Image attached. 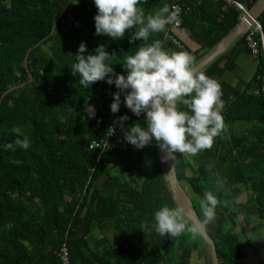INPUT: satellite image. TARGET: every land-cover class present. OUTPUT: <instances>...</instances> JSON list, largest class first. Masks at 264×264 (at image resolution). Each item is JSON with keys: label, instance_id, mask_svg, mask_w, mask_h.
<instances>
[{"label": "trees", "instance_id": "trees-1", "mask_svg": "<svg viewBox=\"0 0 264 264\" xmlns=\"http://www.w3.org/2000/svg\"><path fill=\"white\" fill-rule=\"evenodd\" d=\"M235 1L251 10L258 0ZM165 3L170 0H142L140 6L147 14ZM97 11L93 0L78 5L69 0H0V264H59L63 242L73 264L194 262L197 237L187 232L161 237L154 229L139 228L145 222L152 225L162 206H177L155 139L143 148L131 144L119 152L114 166L109 155L116 151L97 161V150L90 149L115 116H129L124 132L144 123V114L136 116L123 102L119 112L111 111L115 84L100 80L85 88L72 74L81 42L87 44L85 54L100 44L115 52L110 63L117 73L124 71L120 61L145 44L130 43L131 30L120 40L96 35ZM242 13L226 0L190 2L175 34L194 57L193 66L237 26ZM259 22L264 32V11ZM165 32L152 34L148 43L159 40L170 51H184L164 43ZM242 52L251 55L245 34L201 71L221 84V133L211 148L195 156L177 153L173 160L201 221L204 194L212 191L220 200L215 219L205 225L220 264H242L246 244L252 245L247 233L264 228V97L257 79L264 56L244 89L223 79ZM89 103L95 117L86 112ZM239 122L248 123L242 134L233 127ZM23 136L30 139L28 149L3 147ZM243 194L247 199L241 202ZM253 218L259 220L253 223ZM96 232L102 235L101 245L93 239Z\"/></svg>", "mask_w": 264, "mask_h": 264}, {"label": "clouds", "instance_id": "clouds-1", "mask_svg": "<svg viewBox=\"0 0 264 264\" xmlns=\"http://www.w3.org/2000/svg\"><path fill=\"white\" fill-rule=\"evenodd\" d=\"M93 2L98 9L94 16L96 35L120 40L131 30L130 43L145 41L134 54L120 61L124 68L122 73H117L110 63L115 52H109L102 44L85 54L87 44L81 42L71 66L72 74L79 76V83L85 88L100 80L115 84L118 91L113 93L110 105L114 114L119 112L122 102L136 116L144 114L143 124L135 123L125 130V140L136 148H143L155 139L165 159L171 160L177 153L195 156L211 148L224 125L220 111L223 106L221 84L204 72H195L194 57L189 53L170 51L159 40L148 43L152 34L163 32L167 26L178 22L181 9L165 3L146 14L140 6L142 0ZM69 3L78 5L80 0H69ZM86 112L89 117H95L94 105H87ZM128 119L127 114L119 117L121 122ZM110 129L108 134H114L115 128ZM3 147L26 150L30 147V139L23 136ZM218 204L220 200L216 194L207 191L201 202L202 222L189 224L182 207L165 205L154 212L152 225L145 222L139 228L143 232L154 229L161 237H178L187 232L195 238L203 225L215 219Z\"/></svg>", "mask_w": 264, "mask_h": 264}, {"label": "built area", "instance_id": "built-area-1", "mask_svg": "<svg viewBox=\"0 0 264 264\" xmlns=\"http://www.w3.org/2000/svg\"><path fill=\"white\" fill-rule=\"evenodd\" d=\"M192 0H170V6L176 5L181 11L178 17V22L170 24L166 28V32L164 35V43L166 44H174L180 49H183L187 53H189L182 43L177 38L175 32L180 28L183 23L184 17L183 13L185 10L190 9V2ZM228 3H232L237 5L240 9H242L243 13L240 17V20L247 13V9L241 3L235 0H226ZM259 36V38H258ZM245 39L247 42V46L251 55L259 59L260 56H264V32L262 26L258 20L255 21V24L246 32ZM257 79L260 83V90L264 97V68L262 71L258 73ZM110 127L115 128L114 134H108L111 129ZM124 121L121 122L119 120V116H115L111 119L110 124L108 125L106 134L101 139H94L90 143V149L97 150L98 157L97 161L106 155L107 152L116 151V152H125L130 149L131 144L127 142L124 138ZM59 264H73L71 253L69 246L66 242H63L58 251Z\"/></svg>", "mask_w": 264, "mask_h": 264}, {"label": "water", "instance_id": "water-1", "mask_svg": "<svg viewBox=\"0 0 264 264\" xmlns=\"http://www.w3.org/2000/svg\"><path fill=\"white\" fill-rule=\"evenodd\" d=\"M264 11V0H258L255 6L251 10H247V13L239 21L237 26L227 34L214 48L207 54L202 60H200L194 67L195 72H201L210 62H212L219 54L227 51L230 46L255 24L256 20H259L260 15ZM160 160L163 165V173L167 180L169 189L173 195L178 207H182L185 212V217L192 223L196 224L202 222L197 212L193 208L192 200L188 194V189L180 182L173 160L165 159L164 151L159 147ZM201 236L207 245H209L211 264H220L216 243L210 236L207 228L203 225L200 228Z\"/></svg>", "mask_w": 264, "mask_h": 264}, {"label": "crops", "instance_id": "crops-1", "mask_svg": "<svg viewBox=\"0 0 264 264\" xmlns=\"http://www.w3.org/2000/svg\"><path fill=\"white\" fill-rule=\"evenodd\" d=\"M184 37H185V39H187L188 43L191 44L194 48L198 46L197 42H194L193 39L188 38L187 36H184ZM212 50H210L209 53ZM257 65H258V60L256 58H254L248 52H242L238 56V58L236 59V67L233 70L225 72L223 79L226 82H228L231 86H233L234 88H236L238 90H242L245 88L247 82L250 80V78L252 77V75L256 71ZM222 103H223V101H222ZM117 160H118V158H117ZM133 177H134V175H133ZM245 195L246 194H243L241 196H245ZM246 199H247V195L243 200H240V201L243 202ZM96 233H94L93 239L97 240V245H101V241L99 239H100V236H102V235L98 234V232H96ZM258 234H259V238L262 237L261 232H258ZM257 242L259 243L261 248H264V238L259 239V240L257 239ZM102 244L105 245L106 242H103ZM247 248H252V250H251L252 254L250 255V252H248L245 249L247 254H248V256L245 257L246 263L251 262L252 264H264V251H262V250L259 251L253 245H247Z\"/></svg>", "mask_w": 264, "mask_h": 264}, {"label": "rangeland", "instance_id": "rangeland-1", "mask_svg": "<svg viewBox=\"0 0 264 264\" xmlns=\"http://www.w3.org/2000/svg\"><path fill=\"white\" fill-rule=\"evenodd\" d=\"M89 104H91V103H89ZM247 124H248L247 122H239V123H236L235 125H233V127L235 128L236 133L242 134L244 132V129L248 126ZM227 127H229V128H227ZM227 127H226V130H229L230 127H232V126H227ZM227 136H229V135H227ZM118 156H119V152H116L114 155H109V158L111 160V165L117 162ZM112 166H114V165H112ZM245 197H246V195L240 196L238 200L239 201L243 200ZM186 220L188 221L189 224L191 223L188 219H186ZM258 220L259 219L253 218V223H255ZM235 230L239 231V227L236 228ZM260 232L262 234V237L259 238V234L257 232L249 231L247 233V239L250 240V242L252 243L253 246L259 247L262 251H264V248H261L259 243L257 242V239L259 240V239L264 238V228H262V231H260ZM240 235H242V237L245 238L244 234H240ZM197 238L199 239V244H198L197 250L193 253V257H194L193 264H211L209 245H207L206 242H204V239H201L199 236H197ZM246 250L248 252H250V255L252 254V252H251L252 248H247V245H246ZM242 264H252V263L251 262L246 263V261H244Z\"/></svg>", "mask_w": 264, "mask_h": 264}]
</instances>
